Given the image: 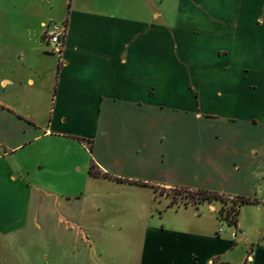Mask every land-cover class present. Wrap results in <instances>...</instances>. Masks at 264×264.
<instances>
[{
  "label": "crops",
  "instance_id": "1",
  "mask_svg": "<svg viewBox=\"0 0 264 264\" xmlns=\"http://www.w3.org/2000/svg\"><path fill=\"white\" fill-rule=\"evenodd\" d=\"M11 1L0 0V235L20 231L33 197L19 152L59 137L86 144L89 177L113 192L258 201L235 226L203 202L222 236L199 223L125 230L126 264H264V0ZM47 25L66 27L61 64L41 43Z\"/></svg>",
  "mask_w": 264,
  "mask_h": 264
},
{
  "label": "rangeland",
  "instance_id": "2",
  "mask_svg": "<svg viewBox=\"0 0 264 264\" xmlns=\"http://www.w3.org/2000/svg\"><path fill=\"white\" fill-rule=\"evenodd\" d=\"M21 1L24 2L12 0L8 4H22ZM58 10L66 12L63 6ZM7 33L27 34L15 26H9ZM41 43L51 53L42 39ZM80 145H74L70 139L52 137L19 152L23 158L20 163L29 167L24 180L28 181V196L33 197L29 210H24L20 231L0 235V264H126L121 234L140 225L199 223L210 233L214 229L221 236L224 231L229 232L226 224L215 219L218 214L207 210L206 203L192 205L193 192L160 188L158 192L166 199L157 193L152 200L147 189L126 187L122 192H113L112 185L89 177L90 154ZM47 149L60 159L48 164ZM68 161H76L75 168ZM15 175H19L17 171ZM44 190L51 195H45ZM220 208L225 214L236 204L227 199L219 202Z\"/></svg>",
  "mask_w": 264,
  "mask_h": 264
},
{
  "label": "trees",
  "instance_id": "3",
  "mask_svg": "<svg viewBox=\"0 0 264 264\" xmlns=\"http://www.w3.org/2000/svg\"><path fill=\"white\" fill-rule=\"evenodd\" d=\"M93 165H90L88 172L92 175H94L95 173L93 172ZM184 189L187 192H193L192 193V197L191 198H195L193 199L194 201L192 202V204H199V203H203V202H211L212 200H216L219 202H226L228 198H225L223 196H221L220 194H218L217 192H213V191H208L205 189H196V190H189L187 188H181ZM233 204H236V208H230L229 210H226V213L223 214L222 213V209H219V216L221 217V219L225 220L229 225L231 226H235L237 223V215H238V210H239V206L246 204V203H252V204H256L258 203V201L256 199H252V198H248V197H238L235 200H231L229 199ZM233 212L232 216L231 215V211Z\"/></svg>",
  "mask_w": 264,
  "mask_h": 264
},
{
  "label": "built area",
  "instance_id": "4",
  "mask_svg": "<svg viewBox=\"0 0 264 264\" xmlns=\"http://www.w3.org/2000/svg\"><path fill=\"white\" fill-rule=\"evenodd\" d=\"M66 34V27L61 26H43L41 32L42 41L49 47V51L56 54L59 63L62 62L61 48ZM85 143L83 147H85ZM253 255V251L249 250L246 254V260L249 261L250 257Z\"/></svg>",
  "mask_w": 264,
  "mask_h": 264
}]
</instances>
